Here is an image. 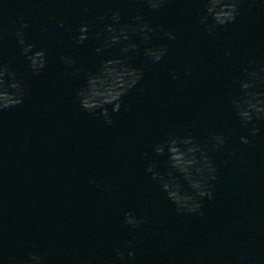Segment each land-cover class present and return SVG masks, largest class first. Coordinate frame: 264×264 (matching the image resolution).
I'll return each mask as SVG.
<instances>
[{"label":"clouds","instance_id":"clouds-1","mask_svg":"<svg viewBox=\"0 0 264 264\" xmlns=\"http://www.w3.org/2000/svg\"><path fill=\"white\" fill-rule=\"evenodd\" d=\"M143 2L152 10H159L168 0H143ZM201 3L205 7L199 22L204 25L208 34L212 35L218 27L235 23L240 14V5L248 3L251 6L254 0H201ZM209 17H211V23H209ZM50 19L55 20L56 17L53 16ZM99 19L101 21L111 20L112 23L105 24L104 30L110 35L105 36L104 43L96 48L97 53L101 52L102 48L110 47L112 44L129 41L132 35L141 37V43L145 45L143 54L146 61L159 63L168 51L166 46H148L152 39L148 34L162 31V29L159 25L153 28L148 23L142 22L143 17L139 14L133 17L134 24L130 25H120L121 15L118 10L114 11L110 17L101 16ZM16 20L19 27L16 29L15 35L18 44L22 46L21 53L29 61V67L33 74H39L46 64V51L41 48L33 52L34 45L26 43L24 36V30L28 28L27 21L20 16H17ZM59 26L63 27V21H60ZM6 31L7 29L3 27L2 21H0V44L4 41ZM88 34L89 24H81L78 35L74 37L75 43L77 45L83 44L88 39ZM163 35L169 40L175 39L172 32L164 31ZM137 48V44L128 43L122 46L121 51L127 53L129 50L135 51ZM61 60L66 65L74 63L71 57L62 56ZM260 72H264V67L260 69ZM243 73L244 79L240 82L243 95L234 98L232 103L236 116L242 125L247 127L253 123L254 119L264 121V99H262L264 92L256 88L258 83H264V77H261L257 71L248 68H244ZM143 74L142 68L133 67L127 59L110 58L104 60L95 74L87 76L85 85L76 93V99L84 111L97 114L110 126L113 124L114 114L118 113L124 104L123 98L139 84ZM185 74H190V69L186 68ZM173 79H176L175 73H173ZM139 91L143 92V88H140ZM28 95L29 89L17 78V73L11 70L9 64L0 59V114L22 105ZM109 107H111V111ZM259 132L260 128L253 124L250 135L254 137ZM210 135L213 141L211 148H208L206 144L195 142V138L190 134L183 135L175 131L169 133L167 140L154 146L156 155L167 154L169 167L178 173L187 184V187H184L172 171H169L165 177L164 174L155 170L157 164L154 162H150L146 168V171L151 173L152 178L159 182L168 200L175 206L178 215L195 214L203 216L204 199L211 200L213 198L215 184L210 183V181H216L217 168L207 152L223 147L228 138L216 132H212ZM240 141L243 144L252 143L248 136H241ZM231 155L234 154L229 153V156ZM228 162L225 161L226 164ZM124 216L125 224L132 229H136L147 222L132 212H125ZM124 248L129 249L128 258H134L135 253L131 250L133 242L128 240L124 242L123 248L115 249L117 259L121 261L125 259ZM42 260V256L29 253L21 264H41Z\"/></svg>","mask_w":264,"mask_h":264}]
</instances>
